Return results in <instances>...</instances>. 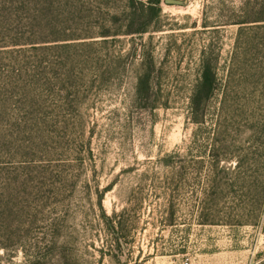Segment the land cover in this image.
<instances>
[{
  "label": "rangeland",
  "instance_id": "374dc122",
  "mask_svg": "<svg viewBox=\"0 0 264 264\" xmlns=\"http://www.w3.org/2000/svg\"><path fill=\"white\" fill-rule=\"evenodd\" d=\"M81 2L52 42L0 48V264H261L264 219L200 225L173 180L203 52L222 77L243 1L160 0L159 30L108 37L127 1Z\"/></svg>",
  "mask_w": 264,
  "mask_h": 264
},
{
  "label": "trees",
  "instance_id": "16d2710c",
  "mask_svg": "<svg viewBox=\"0 0 264 264\" xmlns=\"http://www.w3.org/2000/svg\"><path fill=\"white\" fill-rule=\"evenodd\" d=\"M81 1L0 0V48L52 42L40 36L46 30H57L55 13L64 8L59 16H73L82 11ZM126 1L122 9H106L111 28L116 29L104 37L121 34L126 20L131 26L137 24L127 33L159 30L160 0ZM242 1L233 21L238 30L222 77L207 50L203 52L191 103V118L198 130L187 149L190 161L181 167V174L173 175V180L189 182L201 212L200 225L256 228L264 219V0L256 5ZM96 8L103 9L100 3ZM213 98L217 105L211 108Z\"/></svg>",
  "mask_w": 264,
  "mask_h": 264
},
{
  "label": "water",
  "instance_id": "95a60500",
  "mask_svg": "<svg viewBox=\"0 0 264 264\" xmlns=\"http://www.w3.org/2000/svg\"><path fill=\"white\" fill-rule=\"evenodd\" d=\"M173 2H175V1H173Z\"/></svg>",
  "mask_w": 264,
  "mask_h": 264
},
{
  "label": "crops",
  "instance_id": "0c3cea01",
  "mask_svg": "<svg viewBox=\"0 0 264 264\" xmlns=\"http://www.w3.org/2000/svg\"><path fill=\"white\" fill-rule=\"evenodd\" d=\"M257 264V263H256Z\"/></svg>",
  "mask_w": 264,
  "mask_h": 264
}]
</instances>
